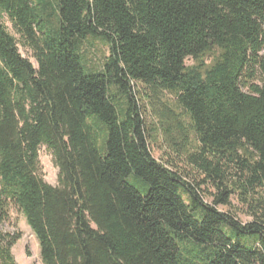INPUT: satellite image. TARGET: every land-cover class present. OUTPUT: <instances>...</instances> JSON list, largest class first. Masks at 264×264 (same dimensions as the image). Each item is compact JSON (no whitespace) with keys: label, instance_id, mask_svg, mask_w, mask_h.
<instances>
[{"label":"trees","instance_id":"16d2710c","mask_svg":"<svg viewBox=\"0 0 264 264\" xmlns=\"http://www.w3.org/2000/svg\"><path fill=\"white\" fill-rule=\"evenodd\" d=\"M13 211L42 264H264V0H0V264Z\"/></svg>","mask_w":264,"mask_h":264},{"label":"rangeland","instance_id":"374dc122","mask_svg":"<svg viewBox=\"0 0 264 264\" xmlns=\"http://www.w3.org/2000/svg\"><path fill=\"white\" fill-rule=\"evenodd\" d=\"M6 26L9 32L13 34L10 25L7 23ZM19 51L23 57L28 58L30 62L36 67V62L29 50L19 45ZM107 55L108 48L105 43L100 40L90 39L82 43L81 56L83 64L90 70H101ZM186 64H191V60H186ZM165 100L169 103H172L173 101L172 97L169 95H167ZM158 118V114L150 111L148 123L154 127L158 125ZM151 135L152 138L150 139V149L155 159L176 162L180 167L186 168L183 162H179V159L177 156H175L176 154L173 151V149L177 147L175 144L180 143V135L178 132H172L171 136H166L161 130L158 133L153 132ZM38 160V174L40 177L46 183L56 186L58 183V169L54 164L51 153L45 146L40 147L38 152ZM209 193H212V190H209V192L205 193V199L207 202H211ZM230 203L231 205L229 207H219V210L233 213L242 223H245L249 220L245 213L244 207L240 205L235 198H232ZM6 229L10 232H19L21 234V239L12 249V254L17 264H42L37 240L30 228L27 226L24 218L19 213L15 211L12 212L11 222L9 225H6Z\"/></svg>","mask_w":264,"mask_h":264}]
</instances>
